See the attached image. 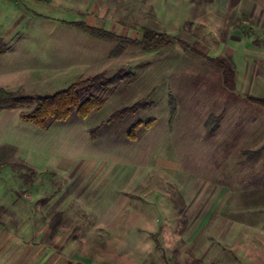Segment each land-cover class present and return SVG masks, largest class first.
Segmentation results:
<instances>
[{
    "label": "rangeland",
    "instance_id": "1",
    "mask_svg": "<svg viewBox=\"0 0 264 264\" xmlns=\"http://www.w3.org/2000/svg\"><path fill=\"white\" fill-rule=\"evenodd\" d=\"M2 1L5 25L19 30L8 45L28 48L45 35L43 19L80 20L86 5ZM112 4L123 27L136 21L140 30L168 32L189 45L154 50L128 45L119 57L59 73V84L29 92L53 94L102 71L108 77L121 68L134 74L95 91L106 103L86 118L74 112L55 121L58 154L35 156L34 174L27 169L31 164L18 160L4 168L9 193L3 197L10 208L0 207V264H264L263 242L254 237L247 254L241 242L243 209L264 202V105L249 98L264 97V26L241 21L235 33L221 28L219 33L223 16L198 0L175 4L176 15L164 19L149 11H138L133 19L131 0ZM62 34L59 29L46 38L62 40L56 51L69 61L75 46ZM206 56L232 60L234 90ZM171 96L177 112L170 123ZM135 102L146 107L108 121ZM210 114L221 118L208 137ZM150 120L155 122L147 127ZM137 121L143 124L130 141L127 132ZM69 125L78 127L76 135H85L84 148L80 137L70 149L63 142Z\"/></svg>",
    "mask_w": 264,
    "mask_h": 264
},
{
    "label": "crops",
    "instance_id": "2",
    "mask_svg": "<svg viewBox=\"0 0 264 264\" xmlns=\"http://www.w3.org/2000/svg\"><path fill=\"white\" fill-rule=\"evenodd\" d=\"M75 1L86 4L83 6L80 20L69 21L61 17L59 19L52 17L43 19L45 21L43 34L45 35L34 43L35 48H28L20 44L14 46L8 45V39L17 35L19 30L16 28L14 31H11L9 25H5L3 16L6 9L1 4L3 1L0 0V38L7 44L5 51L0 52V88L17 93L27 92L22 94H33L29 92L34 88L40 87L42 88L41 90H44L48 86L51 87L53 81L59 84L60 80H58V76L60 79H63L59 73L64 72L65 75L66 71L74 69L84 71L110 57V53L116 46L115 41L92 37L90 34L68 22L84 21L89 25L100 26L106 29L108 28L105 26H108L112 28L108 30L117 34L141 39L144 30H140L142 26L140 27L138 22L134 21L133 24L124 27L121 21L117 22L122 15L118 12L119 8L112 4L113 0ZM200 1L201 3L210 4V9L218 10L223 16L220 18L222 22L216 26L219 33L220 28L227 29L225 30V34L230 35L235 33L234 26L236 22L241 21L264 26V0H198V2ZM131 2L132 4H136L131 8V12L133 13L134 11V16L133 14L131 15L132 18L136 19L138 17L135 14L138 11H149L154 14L156 13L159 19H164L176 15L177 8L175 4L185 3L187 0H131ZM139 2L147 3L146 8L143 9L137 6ZM96 22H101L103 25ZM65 27H71L74 30L71 28H68V30ZM59 29L63 31L62 37H67L70 43L75 46V54L69 61L66 59L68 56H63V54L59 59L56 51L61 47L60 45L63 41L57 37H53L51 40L50 38H46L50 34H57ZM22 112V108L0 110V171H2L0 173V194L2 195L0 207L8 210L10 202L3 197L9 193V190L6 188L7 186H5L4 168L8 167L9 163L15 160L31 164V168H36V165L33 163L34 160H32L35 156L44 157L51 155L53 157L54 154H58L59 149V139L58 137L56 139L53 137V131L55 130L54 123L49 129H42L35 124L24 121L21 118ZM69 126L71 129L68 132L70 133L66 134L65 141L63 142H66L68 149H70V147L76 146L75 142L80 137L81 141H83L82 147L84 148L86 145L85 135H76L78 127L74 125ZM129 140L133 141L130 138ZM70 144L71 146H69ZM58 160L56 157V163H58ZM243 210L242 225L245 227V231L241 242L243 243L242 250L247 254V252L251 251L250 245L255 242L254 237H257L259 242L264 243V202L260 203L258 207L256 205L252 206V204L247 205ZM256 228L257 231H255ZM4 239L2 238L3 243L5 242Z\"/></svg>",
    "mask_w": 264,
    "mask_h": 264
},
{
    "label": "trees",
    "instance_id": "3",
    "mask_svg": "<svg viewBox=\"0 0 264 264\" xmlns=\"http://www.w3.org/2000/svg\"><path fill=\"white\" fill-rule=\"evenodd\" d=\"M69 24L85 31L92 37L98 39H108L116 42V46L110 53V57L121 56L128 45H140L145 50L160 49L171 47L176 43L189 45L185 40L172 36L167 32L157 31L151 27H144L141 39H134L110 31L104 27L92 26L84 21H71ZM6 44L0 38V52H4ZM223 75L224 84L234 90L236 88V70L230 58H221L218 56H206ZM132 72L124 68L118 70L114 75L108 77L105 71L96 73L92 76L77 79L69 86L53 94H22L0 88V110L6 108H30L29 111H23L21 118L29 123L35 124L42 129H49L55 121L66 120L72 113L76 112L79 116L86 118L93 110L105 105L106 99L95 91H105L118 86L124 80L133 77ZM249 98L258 104L264 105V97L249 96ZM170 123L173 121L177 112V103L174 96L170 100ZM139 107H146V104L135 102L131 106H125L113 112L108 121L122 117L130 111H135ZM221 114H210L206 122L207 136H213L219 127ZM154 120L145 123L147 127L154 124ZM143 124L142 121L135 122L128 130V137L131 140L137 139V129ZM95 129L92 131V137L95 138ZM31 173L34 169L27 167Z\"/></svg>",
    "mask_w": 264,
    "mask_h": 264
}]
</instances>
